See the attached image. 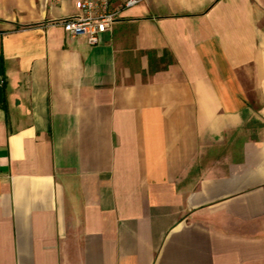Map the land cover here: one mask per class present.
<instances>
[{
	"label": "crops",
	"instance_id": "crops-1",
	"mask_svg": "<svg viewBox=\"0 0 264 264\" xmlns=\"http://www.w3.org/2000/svg\"><path fill=\"white\" fill-rule=\"evenodd\" d=\"M77 10L0 0V264H264V0Z\"/></svg>",
	"mask_w": 264,
	"mask_h": 264
},
{
	"label": "built area",
	"instance_id": "built-area-1",
	"mask_svg": "<svg viewBox=\"0 0 264 264\" xmlns=\"http://www.w3.org/2000/svg\"><path fill=\"white\" fill-rule=\"evenodd\" d=\"M63 1V0H53ZM77 11L54 18L70 34H84L90 43H98L104 31L112 27L123 9L147 0H73Z\"/></svg>",
	"mask_w": 264,
	"mask_h": 264
},
{
	"label": "water",
	"instance_id": "water-1",
	"mask_svg": "<svg viewBox=\"0 0 264 264\" xmlns=\"http://www.w3.org/2000/svg\"><path fill=\"white\" fill-rule=\"evenodd\" d=\"M1 72H2V66H1V62H0V75H1ZM0 81H1V78H0ZM2 99V87H1V84H0V101Z\"/></svg>",
	"mask_w": 264,
	"mask_h": 264
}]
</instances>
